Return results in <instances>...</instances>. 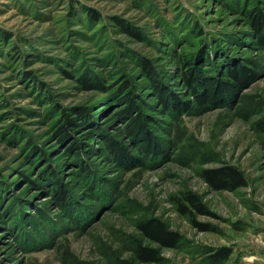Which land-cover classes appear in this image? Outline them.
Segmentation results:
<instances>
[{
	"label": "rangeland",
	"instance_id": "374dc122",
	"mask_svg": "<svg viewBox=\"0 0 264 264\" xmlns=\"http://www.w3.org/2000/svg\"><path fill=\"white\" fill-rule=\"evenodd\" d=\"M254 10L264 12V0H0V264H117L133 258L137 225L150 217L181 240L159 262L136 264H212L222 248L231 251L222 264H264V51ZM202 51L207 77L239 61L258 80L232 104L177 117L144 64L184 95L182 65ZM126 82L165 156L145 155L127 134ZM67 119L77 126L64 138ZM113 142L137 162H123ZM222 164L248 185L211 189L200 172ZM187 190L210 211L196 216L210 231L179 212Z\"/></svg>",
	"mask_w": 264,
	"mask_h": 264
},
{
	"label": "trees",
	"instance_id": "16d2710c",
	"mask_svg": "<svg viewBox=\"0 0 264 264\" xmlns=\"http://www.w3.org/2000/svg\"><path fill=\"white\" fill-rule=\"evenodd\" d=\"M91 17H95L96 12L90 11ZM95 18H98L97 16ZM251 30L254 36V41L258 47L264 51V12L254 10L250 13ZM206 53L202 51L199 57H194L188 60L182 68L184 74L181 75L182 85L187 89L186 97H182V93L173 90L166 81H160L159 77L153 71L152 62L144 64L146 74L151 80V88L157 95L158 102L164 109L173 113L177 117H181L190 113L193 109L211 106L213 108L225 107L228 104L234 103L244 89L249 88L258 80V72L252 69L246 63L239 61H227L230 64L224 69V74L217 77H207L202 69ZM128 82L123 85L120 92L123 93L125 108L121 112V117L126 122L127 134L132 137L138 148L147 156L161 157L165 156L163 145L158 136L151 130L153 117L143 113L139 104L132 99V94L122 90L128 89ZM81 107L78 109L81 118H85V112ZM87 122L85 121V124ZM76 123L72 120H66L64 126L60 128V133L67 138L69 128L75 126ZM260 130L264 132V118L257 122ZM77 126V125H76ZM79 126V125H78ZM89 139L93 137V133H88ZM75 144V143H74ZM70 147L74 150L77 145ZM112 150L119 155L123 162H137L127 150L120 147L118 142L112 143ZM136 163L135 166H138ZM201 178L213 190L234 192L248 185V179L245 173L237 166L232 164H222L219 167L204 168L200 172ZM57 195L64 204L68 201V193L65 188L60 185L57 189ZM179 212L190 218L191 223L201 232L211 230L209 224L200 222L196 219L197 215L210 216L206 204L201 199L200 195L192 190L182 192L181 197L177 200ZM137 230L142 237L141 240L135 241L132 259H119L117 264H136L140 263H156L161 260V249L177 248L179 246L181 235L171 230L165 222L157 217L142 219L137 225ZM143 239L157 245V247L145 245ZM229 248H222L211 253L212 264H222L230 256Z\"/></svg>",
	"mask_w": 264,
	"mask_h": 264
}]
</instances>
